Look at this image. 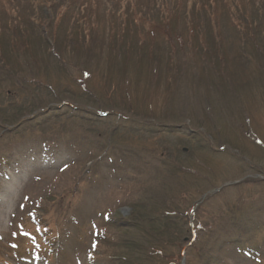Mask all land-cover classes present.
<instances>
[{
    "label": "rangeland",
    "instance_id": "374dc122",
    "mask_svg": "<svg viewBox=\"0 0 264 264\" xmlns=\"http://www.w3.org/2000/svg\"><path fill=\"white\" fill-rule=\"evenodd\" d=\"M0 169V264H264V0H0Z\"/></svg>",
    "mask_w": 264,
    "mask_h": 264
},
{
    "label": "trees",
    "instance_id": "16d2710c",
    "mask_svg": "<svg viewBox=\"0 0 264 264\" xmlns=\"http://www.w3.org/2000/svg\"><path fill=\"white\" fill-rule=\"evenodd\" d=\"M228 8V7H227ZM236 9H238L237 7H236ZM119 51V54H122L123 52H122V50H118ZM122 58H123V56H122ZM153 65H155V63L153 64ZM9 120V119H8ZM10 123V122H9ZM9 125V124H8ZM157 217V216H156ZM166 218H168V220H167V222H165V223H163L162 224V226H163V228L162 227H160L159 229H158V232L160 233V236H163V238L164 239H166L167 240V243L165 244V246L163 247V248H166V257L165 258H163V259H160L159 258V263H164V264H167V263H165V262H163L162 260H165V259H167L169 256H171L172 255V251H171V249H173V248H177V243H175L176 242V239H175V237L173 236V235H175L174 234V232H173V230H172V220H173V218L174 217H171V216H168V217H165V219ZM243 217H241V218H239L237 221H231L230 222V226H231V228L232 229H240L241 231H242V234L244 235L245 233H247V232H249L250 230H249V228L247 227V224L245 223V225H244V227H243ZM157 220H158V218H157ZM146 222L147 223H149V219L147 218V220H146ZM242 228V229H241ZM165 229H166V231H165ZM170 231V232H169ZM188 232V231H187ZM188 235H189V233H188ZM158 238H152V240H154L155 241V243L158 241L157 240ZM179 242V241H178ZM180 243H182L181 241H180ZM167 248H171V249H169V250H167ZM178 249H179V247H178ZM180 249H181V247H180ZM219 250V249H218ZM208 255H210V253H208ZM210 257V256H209ZM208 259H210V263L209 264H211V262L212 261H214L215 262V260H212L213 259V257H210V258H208ZM158 260V259H157Z\"/></svg>",
    "mask_w": 264,
    "mask_h": 264
},
{
    "label": "bare ground",
    "instance_id": "6f19581e",
    "mask_svg": "<svg viewBox=\"0 0 264 264\" xmlns=\"http://www.w3.org/2000/svg\"><path fill=\"white\" fill-rule=\"evenodd\" d=\"M237 95L238 94H235V95L233 94L232 97H230V98H234L235 99V97H237ZM0 226H1V224H0Z\"/></svg>",
    "mask_w": 264,
    "mask_h": 264
}]
</instances>
